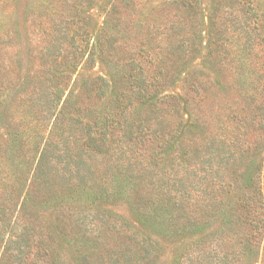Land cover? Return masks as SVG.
I'll return each instance as SVG.
<instances>
[{
    "label": "trees",
    "instance_id": "1",
    "mask_svg": "<svg viewBox=\"0 0 264 264\" xmlns=\"http://www.w3.org/2000/svg\"><path fill=\"white\" fill-rule=\"evenodd\" d=\"M93 1L27 2V54L38 66L22 80L16 58L2 61L3 51L22 42L21 32L9 19L0 23V122L8 132L7 143L0 142V249L13 264H25L24 255L38 246L36 227L23 222L29 205L66 206L83 230L89 217L76 216L75 207L126 198L144 184L149 204L134 208L141 224L162 229L187 218L194 222L185 227L196 229L218 218L215 235L223 234L233 254L257 258L264 234V87L253 77L251 59L264 43L258 30L264 21L250 0H222L206 17L201 0H111L98 29L84 12ZM8 3L0 0V9ZM201 52L204 70L188 78L193 96L183 102L162 95L175 67L192 65ZM97 59L114 83L123 79L128 88L103 115L76 106L74 90L66 96L71 82L82 81L74 79L77 70L94 68ZM225 68L239 95L221 115L198 97L220 85L213 76ZM98 81L92 87L102 99L111 82ZM98 158L113 162L118 175L97 174L92 163ZM106 181L114 193L104 189Z\"/></svg>",
    "mask_w": 264,
    "mask_h": 264
},
{
    "label": "rangeland",
    "instance_id": "2",
    "mask_svg": "<svg viewBox=\"0 0 264 264\" xmlns=\"http://www.w3.org/2000/svg\"><path fill=\"white\" fill-rule=\"evenodd\" d=\"M28 1L13 0L11 2L9 0L10 6L4 10L0 9V23L5 25L9 19L12 23V30L17 29L22 35V42H18V46L2 52V61L6 63H9L12 57L16 58L17 67H20L21 70V80L23 76H26L28 68L32 69L38 66L35 61H32L31 66L27 54L23 17ZM173 1L170 0V2ZM238 1L244 3L246 0ZM110 2L111 0H94L91 6H86L84 9V12L92 18L93 26H97L98 29L104 24ZM201 2L206 17L209 10L221 3L222 0H201ZM250 2L254 12L259 15L261 21H264V0H250ZM228 10L226 9V11ZM230 12L228 11V13ZM258 30L264 33L261 24ZM254 53L257 56L251 59V65L253 70H256L257 75L253 77L261 78L264 87V43L257 45ZM204 56L205 53L201 52L192 65H190L191 62L188 66L184 65V62L177 63L178 65L171 75L165 80L162 95H179L183 98V102L189 96H193L192 93H189L190 80L188 78L194 70H204L202 66ZM9 69L10 64L7 71ZM75 75L74 79L77 78L83 82L81 81L74 87H72L73 82H71L66 96L70 94L71 90H74L73 103L78 107H83L85 112L87 111L85 107L98 115L112 111L116 107L119 97L123 96L122 91L128 90L124 85L125 80L121 79L117 84L112 81L109 69L100 59H97L94 68L90 70L79 68ZM99 77H105L111 82L110 93H107L102 99L92 87L99 84ZM214 77L218 79L220 85L210 90L209 93H199L198 100L202 101L200 105L203 108L212 107L216 111L219 110L221 115L226 114L239 95L238 91L233 88L236 77L229 68L222 69L220 74ZM7 81L5 80L4 85H1L2 92L3 87L8 85ZM5 93H12V90ZM263 97L264 93L260 94V102L264 100ZM72 108L70 106L69 110ZM182 111V115L185 116L187 110L183 108ZM7 134L6 126L0 122V142L4 145L8 141ZM148 148L149 145L141 147L143 152L148 151ZM262 158H264V152ZM92 165L100 176H104L107 170L113 171L114 167L113 162L100 158L95 159ZM113 172L118 175L116 170ZM104 183V189L106 188L108 193L115 192L114 187L110 186L111 181ZM141 187L134 194L132 192L127 194L126 198L111 196L96 202L94 205L82 204L78 208L75 207L73 210L76 216L86 215L89 217L87 227H82L83 230L79 229L75 220L69 219L71 213L66 206L56 210L54 206L44 208L29 205L24 212L27 221L24 220L23 222L27 225L33 223V226L36 227L37 234L34 233L36 234V242L39 244L33 248L31 254L24 255L25 264H264V234L258 240L257 258L238 257V255L233 254L227 242L221 241L223 234L215 235L220 228V219L218 218L208 219L199 224L196 229L185 227L189 222H194L192 221L194 219L189 220L187 218L170 221L162 229L141 224L140 216L137 215L134 208L148 205V198L150 197V190L144 184H141ZM21 197L22 195L18 196V202H20ZM18 205L20 206V204ZM84 231L85 233H83ZM41 244L45 246L44 249ZM0 264H13L10 254L4 252L3 246L0 249Z\"/></svg>",
    "mask_w": 264,
    "mask_h": 264
}]
</instances>
